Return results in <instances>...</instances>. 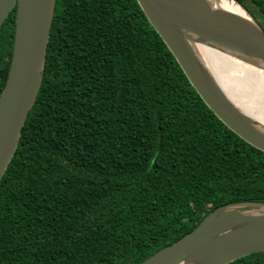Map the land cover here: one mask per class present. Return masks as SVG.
<instances>
[{
  "label": "trees",
  "instance_id": "obj_1",
  "mask_svg": "<svg viewBox=\"0 0 264 264\" xmlns=\"http://www.w3.org/2000/svg\"><path fill=\"white\" fill-rule=\"evenodd\" d=\"M236 1L264 32V0ZM14 21L0 29V91ZM237 204L264 205V152L203 103L137 1L56 0L0 179V264H140Z\"/></svg>",
  "mask_w": 264,
  "mask_h": 264
},
{
  "label": "water",
  "instance_id": "obj_2",
  "mask_svg": "<svg viewBox=\"0 0 264 264\" xmlns=\"http://www.w3.org/2000/svg\"><path fill=\"white\" fill-rule=\"evenodd\" d=\"M203 103L230 131L264 152V130L219 88L194 52L203 44L264 64V32L248 16L206 0H136ZM56 0H0V29L15 9L12 52L0 91V179L39 93ZM263 204H237L207 214L186 236L140 264H228L264 253Z\"/></svg>",
  "mask_w": 264,
  "mask_h": 264
},
{
  "label": "bare ground",
  "instance_id": "obj_3",
  "mask_svg": "<svg viewBox=\"0 0 264 264\" xmlns=\"http://www.w3.org/2000/svg\"><path fill=\"white\" fill-rule=\"evenodd\" d=\"M206 1L249 17L248 13L232 0ZM193 49L202 63L210 70L214 80L226 97L264 130V121H261L264 118L259 114V111L253 109L256 112V116L254 117L251 113L252 109H249V113H247L243 108V106L249 108L246 106L248 105L245 98L247 96L253 97L251 100L256 105L264 104V64L203 44H195L193 45ZM226 70H232L233 75L229 76ZM233 97H236L243 106L232 100ZM260 211L264 212V209H260Z\"/></svg>",
  "mask_w": 264,
  "mask_h": 264
},
{
  "label": "rangeland",
  "instance_id": "obj_4",
  "mask_svg": "<svg viewBox=\"0 0 264 264\" xmlns=\"http://www.w3.org/2000/svg\"><path fill=\"white\" fill-rule=\"evenodd\" d=\"M248 6H249L251 12L254 13L255 8H254L251 4H248ZM251 17H252V16H251ZM254 21H255L256 23H259V24H262V23H263V19H262V17L259 16L257 13H256V17H255V20H254ZM226 73H227L229 76H232V75H233V71H232V70H226ZM245 98H246V101H247V103H248V105H246V106H248L249 108H246L245 106H243V105L238 101V99H237L236 97H233L232 100H234V101H236L237 103L241 104V105L243 106V108L247 111V113H249V112H248L249 109H252V110H251V113L253 114L254 117L256 116V112H255L253 109L259 111V114H260L261 116H263V118H264V104H259V105L254 104V101L251 100V99H253V97H251V96H247V97H245ZM252 104H253V106H252ZM254 117H253V118H254ZM255 119H256V118H255ZM258 120H260V119H258ZM261 121H264V119L261 120Z\"/></svg>",
  "mask_w": 264,
  "mask_h": 264
}]
</instances>
